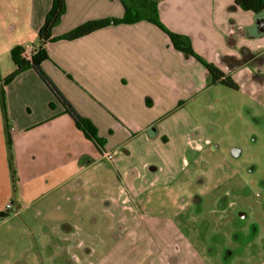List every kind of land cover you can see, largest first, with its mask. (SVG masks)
I'll return each instance as SVG.
<instances>
[{
    "label": "crops",
    "instance_id": "1",
    "mask_svg": "<svg viewBox=\"0 0 264 264\" xmlns=\"http://www.w3.org/2000/svg\"><path fill=\"white\" fill-rule=\"evenodd\" d=\"M154 1L166 30L187 37L193 52L236 90L245 86L252 101H264V13L244 11L236 0ZM51 3L0 0V12L6 7L13 14L7 23L14 33L0 36L1 84L15 69L11 50L38 48ZM65 5L51 33L55 40L43 47L48 58L41 68L95 127L102 146L76 128L33 70L3 87L0 214L7 215L0 219V264H10L18 232L24 235L18 214L28 229L51 231L64 245L73 242L68 249L77 264H208L181 232V198L189 182V151L199 156L213 145L199 118L209 109V93L221 84L146 21L56 40L88 21L125 13L120 0ZM98 213L108 219L102 221L108 239L100 248L60 235L67 223L97 225ZM47 233L41 235L48 240Z\"/></svg>",
    "mask_w": 264,
    "mask_h": 264
},
{
    "label": "rangeland",
    "instance_id": "2",
    "mask_svg": "<svg viewBox=\"0 0 264 264\" xmlns=\"http://www.w3.org/2000/svg\"><path fill=\"white\" fill-rule=\"evenodd\" d=\"M5 9L0 12V36L13 37L7 23L13 14ZM209 94V109L199 119L213 145L199 156L189 151L181 232L203 251L208 264H263L264 101H252L245 86L235 90L217 85ZM93 216L97 225L78 222L75 228L67 223L60 235L82 240L84 248H100L108 239L102 224L108 219L100 213ZM16 221L25 230L11 247L15 253L10 264H77L68 249L73 242L64 245L51 231L28 229L22 215ZM42 232H48V240Z\"/></svg>",
    "mask_w": 264,
    "mask_h": 264
},
{
    "label": "trees",
    "instance_id": "3",
    "mask_svg": "<svg viewBox=\"0 0 264 264\" xmlns=\"http://www.w3.org/2000/svg\"><path fill=\"white\" fill-rule=\"evenodd\" d=\"M125 8V13L122 18L88 21L75 29L69 31L65 35L57 38L56 40L71 41L83 36H86L98 29L106 26H116L120 24H134L139 21L149 22L161 31H163L170 39L173 47L187 56L193 57L201 65H203L214 81L219 82L221 85L231 89H237L236 84L227 76H225L217 67L212 64L204 62L198 55L193 52L189 39L185 36L178 35L166 30L158 21L157 5L154 0H120ZM66 0H52L51 8L46 14L43 24L37 33L38 48L31 58L27 59L22 56L23 48L16 47L10 52L11 62L14 64L15 69L11 72L0 85V101L3 105V87L9 84L16 76L26 70H33L49 91L53 94L55 99L61 104L65 113L72 119L76 128L83 133V135L91 141L94 145L102 146L101 140L97 137L95 127L85 118L81 117L67 99L57 89L51 79L41 68V63L48 58L43 47L47 42L55 40L51 38L53 28H55L61 17L66 11ZM235 6L240 7L244 11H250L255 15L264 13V0H236ZM4 109V108H3ZM7 214H0V219L4 218Z\"/></svg>",
    "mask_w": 264,
    "mask_h": 264
},
{
    "label": "built area",
    "instance_id": "4",
    "mask_svg": "<svg viewBox=\"0 0 264 264\" xmlns=\"http://www.w3.org/2000/svg\"><path fill=\"white\" fill-rule=\"evenodd\" d=\"M35 50H36L35 48L26 47L23 49L22 56L29 59L35 53ZM0 85H1V83H0ZM103 158L108 162H113V160H114L113 156L111 154H108V153H104Z\"/></svg>",
    "mask_w": 264,
    "mask_h": 264
},
{
    "label": "water",
    "instance_id": "5",
    "mask_svg": "<svg viewBox=\"0 0 264 264\" xmlns=\"http://www.w3.org/2000/svg\"><path fill=\"white\" fill-rule=\"evenodd\" d=\"M233 154H234V156H238V155H239V151L236 150V149H234V150H233Z\"/></svg>",
    "mask_w": 264,
    "mask_h": 264
}]
</instances>
